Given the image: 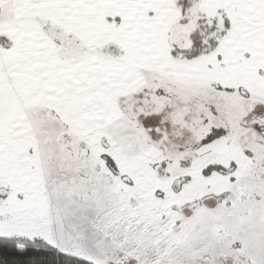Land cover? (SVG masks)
<instances>
[{
  "label": "snow or ice",
  "instance_id": "obj_1",
  "mask_svg": "<svg viewBox=\"0 0 264 264\" xmlns=\"http://www.w3.org/2000/svg\"><path fill=\"white\" fill-rule=\"evenodd\" d=\"M0 264H264V0H0Z\"/></svg>",
  "mask_w": 264,
  "mask_h": 264
}]
</instances>
